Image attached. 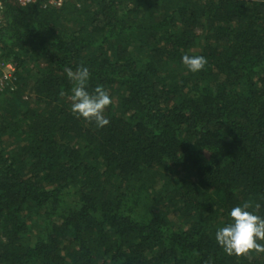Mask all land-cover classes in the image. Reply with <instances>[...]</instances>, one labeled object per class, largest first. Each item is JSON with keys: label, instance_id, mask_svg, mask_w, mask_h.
<instances>
[{"label": "trees", "instance_id": "1", "mask_svg": "<svg viewBox=\"0 0 264 264\" xmlns=\"http://www.w3.org/2000/svg\"><path fill=\"white\" fill-rule=\"evenodd\" d=\"M2 1L0 264H264L215 241L264 217V0ZM78 65L103 128L71 112Z\"/></svg>", "mask_w": 264, "mask_h": 264}, {"label": "clouds", "instance_id": "2", "mask_svg": "<svg viewBox=\"0 0 264 264\" xmlns=\"http://www.w3.org/2000/svg\"><path fill=\"white\" fill-rule=\"evenodd\" d=\"M183 66L191 73L204 69L207 59L202 55L185 54L181 57ZM66 76L72 83L71 112L77 119L94 123L103 128L110 123L105 116V109L112 103L109 91L102 85H97L92 91L88 90L90 80L89 68L78 65L65 70ZM255 207H259L256 205ZM252 205L245 202L236 205L228 212V221L215 231L217 245L227 255H246L249 252L264 253V217L254 210Z\"/></svg>", "mask_w": 264, "mask_h": 264}, {"label": "built area", "instance_id": "3", "mask_svg": "<svg viewBox=\"0 0 264 264\" xmlns=\"http://www.w3.org/2000/svg\"><path fill=\"white\" fill-rule=\"evenodd\" d=\"M38 0H17V2L20 5H27L31 3H35ZM42 7H60L62 6L65 2L70 1V0H40ZM4 5L3 1L0 0V22L4 19ZM13 65L10 63H3L0 60V90L6 89L10 81L12 79V73H13Z\"/></svg>", "mask_w": 264, "mask_h": 264}]
</instances>
